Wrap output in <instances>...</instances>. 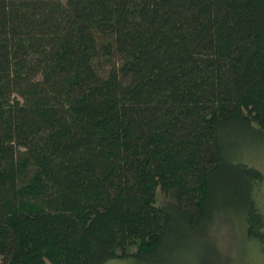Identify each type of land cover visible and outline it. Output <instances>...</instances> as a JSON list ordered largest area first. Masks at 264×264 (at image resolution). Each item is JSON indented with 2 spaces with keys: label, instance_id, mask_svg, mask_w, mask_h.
I'll return each instance as SVG.
<instances>
[{
  "label": "trees",
  "instance_id": "trees-1",
  "mask_svg": "<svg viewBox=\"0 0 264 264\" xmlns=\"http://www.w3.org/2000/svg\"><path fill=\"white\" fill-rule=\"evenodd\" d=\"M264 0H0L2 264L264 255ZM230 144V143H229Z\"/></svg>",
  "mask_w": 264,
  "mask_h": 264
},
{
  "label": "rangeland",
  "instance_id": "rangeland-1",
  "mask_svg": "<svg viewBox=\"0 0 264 264\" xmlns=\"http://www.w3.org/2000/svg\"><path fill=\"white\" fill-rule=\"evenodd\" d=\"M227 136V140L230 143L228 145L231 148L230 154L233 155L236 161L258 168L264 173V140L256 134L239 127L233 131L231 136ZM257 203L264 214V184L259 192ZM219 225L218 235L215 233L216 237H219L218 245L230 258L215 260V264H264V255L257 253L250 244L243 240V233L237 219L226 223L221 222ZM198 259L195 253L189 254L185 256V263L182 264H200ZM0 264H2L1 256ZM108 264L139 263L114 260Z\"/></svg>",
  "mask_w": 264,
  "mask_h": 264
}]
</instances>
